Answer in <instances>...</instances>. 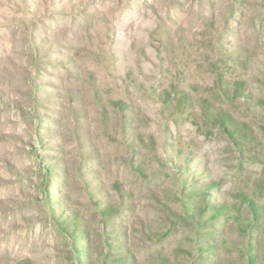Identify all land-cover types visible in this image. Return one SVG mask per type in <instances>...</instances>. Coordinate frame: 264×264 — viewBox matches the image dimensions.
<instances>
[{
    "label": "rangeland",
    "instance_id": "obj_1",
    "mask_svg": "<svg viewBox=\"0 0 264 264\" xmlns=\"http://www.w3.org/2000/svg\"><path fill=\"white\" fill-rule=\"evenodd\" d=\"M0 264H264V0H0Z\"/></svg>",
    "mask_w": 264,
    "mask_h": 264
}]
</instances>
